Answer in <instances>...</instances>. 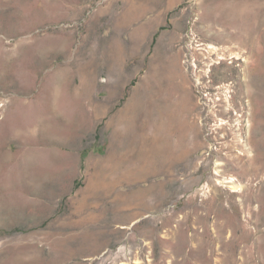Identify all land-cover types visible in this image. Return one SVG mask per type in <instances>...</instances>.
<instances>
[{
	"label": "rangeland",
	"instance_id": "obj_1",
	"mask_svg": "<svg viewBox=\"0 0 264 264\" xmlns=\"http://www.w3.org/2000/svg\"><path fill=\"white\" fill-rule=\"evenodd\" d=\"M0 264H264V0H0Z\"/></svg>",
	"mask_w": 264,
	"mask_h": 264
}]
</instances>
